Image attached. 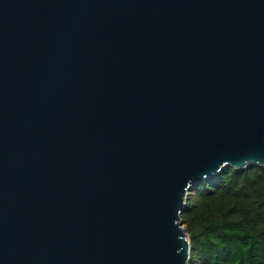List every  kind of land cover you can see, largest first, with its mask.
<instances>
[{"label": "water", "instance_id": "water-1", "mask_svg": "<svg viewBox=\"0 0 264 264\" xmlns=\"http://www.w3.org/2000/svg\"><path fill=\"white\" fill-rule=\"evenodd\" d=\"M226 164L264 167V0H0V264H187Z\"/></svg>", "mask_w": 264, "mask_h": 264}, {"label": "trees", "instance_id": "trees-1", "mask_svg": "<svg viewBox=\"0 0 264 264\" xmlns=\"http://www.w3.org/2000/svg\"><path fill=\"white\" fill-rule=\"evenodd\" d=\"M187 264H264V167L226 164L189 190Z\"/></svg>", "mask_w": 264, "mask_h": 264}]
</instances>
